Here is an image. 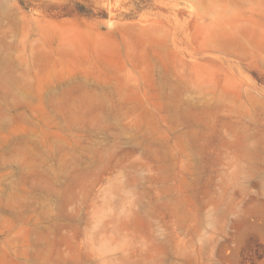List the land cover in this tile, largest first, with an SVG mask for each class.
Instances as JSON below:
<instances>
[{
	"label": "rangeland",
	"instance_id": "374dc122",
	"mask_svg": "<svg viewBox=\"0 0 264 264\" xmlns=\"http://www.w3.org/2000/svg\"><path fill=\"white\" fill-rule=\"evenodd\" d=\"M0 264H264V0H0Z\"/></svg>",
	"mask_w": 264,
	"mask_h": 264
}]
</instances>
